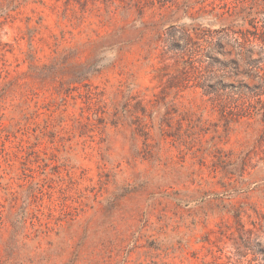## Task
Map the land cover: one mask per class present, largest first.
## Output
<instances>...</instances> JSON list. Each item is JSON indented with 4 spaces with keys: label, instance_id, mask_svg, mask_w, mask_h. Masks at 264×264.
<instances>
[{
    "label": "rangeland",
    "instance_id": "374dc122",
    "mask_svg": "<svg viewBox=\"0 0 264 264\" xmlns=\"http://www.w3.org/2000/svg\"><path fill=\"white\" fill-rule=\"evenodd\" d=\"M0 264H264V0H0Z\"/></svg>",
    "mask_w": 264,
    "mask_h": 264
}]
</instances>
